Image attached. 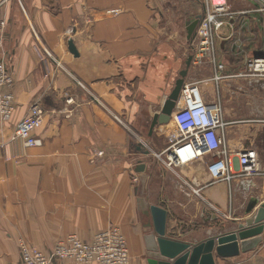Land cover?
<instances>
[{
  "label": "crops",
  "instance_id": "crops-1",
  "mask_svg": "<svg viewBox=\"0 0 264 264\" xmlns=\"http://www.w3.org/2000/svg\"><path fill=\"white\" fill-rule=\"evenodd\" d=\"M226 2L231 15L223 19L214 51L225 70L247 62L242 52L251 55L264 46V0ZM202 5L199 0H0V60L11 70L12 83L5 89L13 94L10 118H0V264H20V241L49 251L69 234L91 240L110 226L124 235L129 264H147L149 236L154 240L155 234L144 211L150 204L164 206L145 190L144 159L167 148L173 127L172 117L152 131L150 122L189 54L184 83H195L205 103L216 100L210 97L219 83L214 64L208 58L195 62L197 39L191 42L186 32ZM69 40L77 55L69 51ZM206 68L210 72L197 78ZM33 103L45 114L36 131L41 144L27 148L12 136ZM232 124L229 149L254 146L263 164L264 145L257 148L254 134L227 138ZM205 159L210 158L183 166L181 192L192 197L181 206L204 224L228 222L225 230L232 229L247 218L251 192L264 193V177H252L248 186L237 179L211 183ZM179 234L168 236L191 242ZM215 261L264 264V229L255 249Z\"/></svg>",
  "mask_w": 264,
  "mask_h": 264
},
{
  "label": "built area",
  "instance_id": "built-area-1",
  "mask_svg": "<svg viewBox=\"0 0 264 264\" xmlns=\"http://www.w3.org/2000/svg\"><path fill=\"white\" fill-rule=\"evenodd\" d=\"M203 5L202 16L196 28L194 39H197L194 56L195 62L200 63L208 58L214 64L213 79L218 82L222 76V63L215 62V42L217 33L223 26L224 17L228 13L226 0H199ZM3 24V23H2ZM219 34V33H218ZM193 39V40H194ZM192 40V41H193ZM3 38L0 34V47ZM41 49L52 57L56 66L60 63L39 42ZM194 47V45L192 46ZM247 65L259 75L264 71L255 68H264V46L250 55ZM11 70L4 59L0 60V118L6 121L10 118L13 109V94L9 87L12 83ZM226 77V76H223ZM81 88L86 86L81 80L74 78ZM67 99V103L72 102ZM180 105H177L173 114V131L168 135V146L159 155L164 154V163L168 167H178L209 157L207 170L210 182L239 180L242 185L248 186L252 177H264V168L260 164L258 150L254 146H244L241 149L230 150L226 140L227 126L232 121L224 120L219 100L205 103L195 83H184L179 96ZM44 108L38 104L30 105L28 113L20 119L15 127L12 138L19 140L24 147H33L41 144L36 137V131L41 127ZM115 119L122 123L116 116ZM260 122V121H259ZM264 123V120H261ZM197 192V190H193ZM20 264H56L59 260L74 262H95L97 264H128L129 249L124 235L116 226L96 233L91 240H83L72 233L59 240L49 251L26 243L19 242Z\"/></svg>",
  "mask_w": 264,
  "mask_h": 264
},
{
  "label": "rangeland",
  "instance_id": "rangeland-1",
  "mask_svg": "<svg viewBox=\"0 0 264 264\" xmlns=\"http://www.w3.org/2000/svg\"><path fill=\"white\" fill-rule=\"evenodd\" d=\"M241 54H244V60L247 59L248 62L250 53L246 51ZM247 62L236 68L226 70L223 68L219 74L222 78L218 85L212 89L210 97L220 101L224 120L234 123L231 127L234 131L229 133L227 138L235 135V133L240 138L244 135L254 134L257 148L262 149L264 145V139H262L264 123L261 122L264 120V74L259 75L258 72H254L247 65ZM207 71L210 72L207 68L197 71V78L204 76ZM227 74H229L228 77H223ZM170 131H173V127L169 129ZM144 160L148 165V174L144 183L145 190L148 191L153 201L155 200L157 204L169 209L167 218V230L169 232L167 231V235L178 236L181 233V235L189 237L191 241H198L210 234L223 231L225 227L229 226L228 222L218 221L204 224L202 220L193 219L191 208L183 209L181 204L189 205L192 197L181 192L183 191L181 178L184 165L166 166L163 161L164 154L155 158L150 154V157H146ZM205 161L208 160L205 159ZM261 166L264 168V163ZM258 183L261 184L260 181ZM259 189H254L250 196L258 199L264 198L262 188Z\"/></svg>",
  "mask_w": 264,
  "mask_h": 264
},
{
  "label": "water",
  "instance_id": "water-1",
  "mask_svg": "<svg viewBox=\"0 0 264 264\" xmlns=\"http://www.w3.org/2000/svg\"><path fill=\"white\" fill-rule=\"evenodd\" d=\"M202 14L199 13L190 20L186 27L187 38L192 40L196 34V27ZM68 49L74 55L77 50L71 40L68 41ZM192 56L189 54L185 61V67L180 70L174 86L164 100L159 112L151 119V130L156 124L167 123L172 117L180 96L181 88L187 70L191 64ZM145 150L144 153H147ZM144 169V164L139 163L136 170ZM247 218L232 229H224L202 238L198 241H186L167 235L168 210L160 205L150 204L144 211L150 217V224L155 234L154 240L150 237L151 245L147 247V264H216L215 258L228 259L239 256L255 249L261 241L264 229V201L251 196L246 204Z\"/></svg>",
  "mask_w": 264,
  "mask_h": 264
},
{
  "label": "bare ground",
  "instance_id": "bare-ground-1",
  "mask_svg": "<svg viewBox=\"0 0 264 264\" xmlns=\"http://www.w3.org/2000/svg\"><path fill=\"white\" fill-rule=\"evenodd\" d=\"M255 70L256 71H264V68H255ZM227 127H229V125L227 126ZM214 182H219V181H214ZM98 233V232H97ZM122 233V232H121ZM128 264H129V262H128Z\"/></svg>",
  "mask_w": 264,
  "mask_h": 264
}]
</instances>
